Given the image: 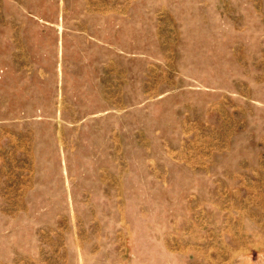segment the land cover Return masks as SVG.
Wrapping results in <instances>:
<instances>
[{
  "label": "rangeland",
  "instance_id": "374dc122",
  "mask_svg": "<svg viewBox=\"0 0 264 264\" xmlns=\"http://www.w3.org/2000/svg\"><path fill=\"white\" fill-rule=\"evenodd\" d=\"M0 264H264V0H0Z\"/></svg>",
  "mask_w": 264,
  "mask_h": 264
}]
</instances>
